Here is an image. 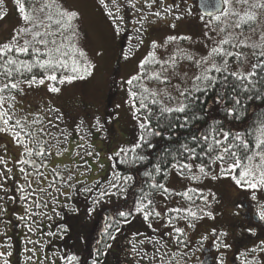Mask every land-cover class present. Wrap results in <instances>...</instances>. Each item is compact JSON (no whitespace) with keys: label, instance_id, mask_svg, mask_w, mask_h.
Masks as SVG:
<instances>
[{"label":"snow or ice","instance_id":"snow-or-ice-1","mask_svg":"<svg viewBox=\"0 0 264 264\" xmlns=\"http://www.w3.org/2000/svg\"><path fill=\"white\" fill-rule=\"evenodd\" d=\"M159 2L161 7L152 11L158 0H144L143 7H138L139 0H98L117 35L125 31L122 25L126 24L125 17L129 10L140 14L136 20L140 25L136 28L138 35L146 31L145 23H155L164 16H172L174 20L183 17L184 13L178 11L179 4L164 5L163 0ZM4 3L5 0H0V18L5 15L2 10ZM14 4L20 23L6 39L0 40V134L10 137L21 151L17 158L9 160L6 158L8 145H0V152L3 153L0 154V191L5 193L0 200L7 197L15 202L16 197L8 196L10 189L5 187L6 182L12 181L14 187L11 190L19 192V200L26 205L25 216L19 217L21 221L31 220L37 215L52 218L46 212H33V207L41 209L51 206L53 215L61 219L64 218L63 214L78 216L80 208L74 201L79 197H84L89 216L101 203H111L113 197L119 201L131 187L134 179L132 170L148 161V156L141 150L154 149L156 138L163 139L166 130L187 128L200 120H204L207 128L199 135H191L176 150L165 148L159 154L157 162L143 173L147 178V188L140 190L131 208L121 210L119 203L115 205L117 211L106 217L102 235L114 241L115 234L121 232V225L131 223L129 218L135 219L136 215L141 216L149 228H152L153 222L162 221L163 213L157 211L155 206L156 196L167 200L180 195L192 202L187 208L168 209L177 213L167 218L168 224L172 225V231L167 233L169 238L173 232L184 233L183 228L173 224L174 220L184 221L188 227L194 228L195 221L202 216L212 217L213 213L204 208L196 207L193 210L195 201L190 193L194 189L175 192L166 186L165 181L172 172L189 181L230 179L237 188L251 191V201L256 202L255 216L264 221V203L257 196V191L264 192V114L258 115L253 126L245 132L225 127V121H240L245 116V101H264V34L260 43L251 44L247 43L244 35L246 28L254 31L252 24L264 15V0H219L218 11L210 13V18L204 23V41L200 42L203 43L202 54L178 48L163 59L158 56L160 47L178 40H191V37L168 36L163 45L156 40L151 41L146 55L121 82L126 93L124 102L135 121L136 135L130 146L118 147L107 160L111 162L115 158L118 165H125L127 169L121 171L117 164H111L109 174L91 185L77 179V176L86 177L91 172L89 159L98 166V171L104 170L105 165L100 162V152L90 144H76L77 151L72 152V157H79L80 163L57 164L49 168L52 157L61 158L69 153L67 145L70 137L73 132L80 134L84 127L82 120L72 130L61 129L59 122L63 121V114L57 108L41 106L36 112L15 110L17 94H25V87L32 89L46 85L48 93L59 94L61 88L50 82L71 85L74 81H86L95 74L96 65L80 43L79 22L83 19L82 13L68 5L66 0H14ZM144 8L148 11H144ZM149 17L155 19L149 20ZM200 19L204 20V17ZM171 27L174 28L175 24ZM140 44H143L142 38L137 47ZM131 51L128 49L123 53L125 60ZM95 55L99 56L100 53ZM209 92L215 93L213 103L222 108V119L210 114L215 109L209 110L205 119L195 108V105L207 102L202 101L201 97H206ZM48 113L57 115L46 121L44 114ZM94 127L97 131H103L104 126L99 118ZM80 139L83 141L84 137ZM168 157H171V162ZM197 160L200 163H196ZM10 163L12 167H9ZM14 168H18L23 183L16 178ZM60 197L64 198L63 202ZM209 197L216 199L211 191L208 195L201 191L197 198L207 206ZM28 198H31V204L27 203ZM242 207V203L236 205L238 210ZM5 212L6 208L0 206V216ZM236 215H239V211ZM25 227L29 232L36 231L27 223ZM261 227L264 228V225ZM68 231L66 224H60L57 233L50 232L48 235L59 234L63 239V234ZM212 231L216 232L215 229ZM247 231L253 236L257 235L255 228H248ZM140 235L142 233H133L134 237ZM227 235L222 231L214 237V247L218 251L233 247L227 242ZM207 239V236L202 237V240ZM162 240L163 236L146 237L140 240V244L159 245L155 247V252L160 253L161 264H169L165 260L167 253H161V248L167 247V242L161 243ZM27 243L36 245L39 241L27 239ZM176 243L181 247L187 246V241L180 239ZM111 247L112 244H105V248ZM26 251L34 256L36 248H26ZM141 251L133 244L134 256L147 259V253L141 256ZM254 253L264 257V239L260 240L259 245L240 252L235 259L240 260V264H264V260L258 259ZM100 254L98 250L97 257ZM4 255L0 252V257ZM33 256L27 257V260L31 262ZM61 259L64 264H79L80 257L65 254ZM152 259L154 262L156 256ZM47 261L48 257L45 256L38 264H47ZM4 264L9 262L5 260ZM92 264H100L99 259H94ZM216 264H226L224 253H221Z\"/></svg>","mask_w":264,"mask_h":264},{"label":"rangeland","instance_id":"rangeland-1","mask_svg":"<svg viewBox=\"0 0 264 264\" xmlns=\"http://www.w3.org/2000/svg\"><path fill=\"white\" fill-rule=\"evenodd\" d=\"M66 3L82 13L83 19L79 22L80 43L88 53L89 58L96 65L95 74L86 81H74L71 85H59L56 82H50L61 88L59 94L48 93L46 85L33 87L32 89L25 87V94H17L15 110L23 109L25 112H36L39 111L41 106L44 108L49 106L57 108L63 114V121L59 122L61 129L66 128L72 130L82 120L84 127L81 129L80 134L77 135L73 132V135L70 137L69 144L67 145L69 147V153L61 158L52 157L49 168L57 164L74 165V163H80L79 157H72V152L77 151L76 144L78 142L90 144L100 152V162L105 165L104 170L98 171V166L89 159L92 168L91 172L86 177L78 175L77 179L85 180L87 184H90L105 174L108 168L109 161L107 157L109 154L115 151L119 145L132 143L135 139V121L132 120L128 105L124 102L126 100V93L125 87L122 86L121 82L128 77L140 59L146 55L152 40H156L159 44L163 45L168 36L191 37V40H178L169 43L166 47H160L157 52L158 56L163 59H167L178 48L202 54L204 49L203 43L200 42L204 41V23L210 16L201 14L196 5L189 0L176 1L174 3L170 0H163L164 5L179 4L180 8L178 11L184 13L183 17L179 20H174L172 16H164L156 20L155 23H145L144 28L146 31L138 35L136 28H139L140 25L136 23V20L139 19L140 14L130 10V14L132 15L131 32L127 34L128 41L126 43L123 42L122 47L121 40L123 39V32L119 35L115 33L98 0H66ZM143 6L144 0H139L138 7ZM160 7L161 4L158 0L157 5L153 7L152 11H156ZM2 10L5 15L3 18H0V40L6 39L20 23L14 0H5ZM144 11H148V9L144 8ZM201 16L204 17V20L200 19ZM152 19L155 18L149 17V20ZM172 24H175L174 28L171 27ZM252 29L254 31L245 29L244 35L247 37V43H260L261 36L264 34V15L252 24ZM141 38L143 39V44L137 47L139 39ZM128 49L132 51L129 58L125 60L123 53ZM245 51L251 50L245 49ZM97 52L100 53L99 56L95 55ZM183 63L186 67L187 62L185 61ZM173 83H176V81H173ZM150 86L154 87L155 85ZM118 105L119 107H117ZM44 115L47 121V119L53 118L57 113ZM97 118H99L101 124L104 126L103 131H97L94 127ZM54 131L56 130L54 129ZM1 135L3 136V134ZM81 136L84 137L83 141L80 139ZM3 137L4 139L0 137V144H7L9 147L6 158L9 160L17 158L21 149L11 142L10 137ZM12 166L10 163L9 167ZM14 172L16 173V178L20 179L21 183H23L22 178L19 176L18 168H14ZM166 186L175 192H183L188 188L194 189L195 191L190 193L195 201L193 210L199 207L213 213L212 217L202 216V218L196 220L194 228L188 227L184 221L178 219L173 221L176 227L183 228L184 232L190 237H195L202 231L211 233L213 229L224 230L230 227L231 218L235 216L233 214L234 202L238 197H242L241 200L250 203L251 206L256 205V202L251 201L250 190L245 191L237 188L228 178H221L217 181L210 179L189 181L178 177L175 172H172L166 180ZM201 191L204 195H208L209 191H211L215 194L216 199L213 200L209 197L208 205L205 206L197 198ZM15 193H17L19 198L20 193L14 191ZM3 194L5 195V193ZM257 196L259 201L264 203V192L257 191ZM63 199V197H60L61 202ZM29 200L31 201V198H28ZM155 202L157 211L163 213L162 221L153 222L152 228H149L147 224H141L143 226L141 230L142 235L132 236L129 240V246L135 244L138 251H140L139 247L143 245L153 246L154 249L155 247H159V245L154 246L153 243L147 242L143 245L140 244V240L146 237L149 238L146 236L148 229L157 230L156 232L158 234L161 230L164 233L172 230V225L168 224L167 218L176 216L177 213L169 212L168 209L187 208L192 203L180 195L172 196L167 200L156 196ZM27 203L30 204V202ZM20 206L25 208L24 203H20ZM49 208L51 207L41 209L33 208L32 211L46 212L48 214ZM41 218L43 217L37 215L32 219L39 221ZM45 218L48 217L45 216ZM156 232L154 233L155 235ZM155 235L150 238L156 237ZM174 236H176V240L181 239V234L174 233ZM47 240L48 238L44 237L40 240V243L46 244ZM35 241H38V239H35ZM30 254L33 253L30 252ZM141 256H143L142 252Z\"/></svg>","mask_w":264,"mask_h":264},{"label":"trees","instance_id":"trees-1","mask_svg":"<svg viewBox=\"0 0 264 264\" xmlns=\"http://www.w3.org/2000/svg\"><path fill=\"white\" fill-rule=\"evenodd\" d=\"M214 99V92H209L206 97L202 96L201 100H206L207 102L195 105L198 114L207 119L209 110L215 109V111H212L210 114L216 119H222L224 117V112L222 111V108L220 106L213 103ZM261 114H264V101H245V116L240 121H225V127L231 128L233 131L245 132L248 128L253 126V123L256 120L257 116ZM207 126L208 125L204 123V120H200L194 122L187 128L177 127L170 132L166 130L165 137L163 139L156 138V146L154 149L141 150L148 156V161H146L144 164L137 165L132 170L134 179L131 182V187L128 190L127 195L121 197L119 201H117V199L113 197L111 203H101L96 207L91 216L87 214V209L84 204V197H79L78 200L74 201L77 207L80 208V213L78 216L63 214L64 218L61 219L60 216L53 215L51 208H49L48 214L52 218L48 219L43 217L40 219L42 220L41 225H39L41 227V231H47L51 229L52 233H57L58 225L60 224H66L69 228V231L63 234V239H60L59 234L56 236L43 237H40V232L36 234V236H39L40 240L44 237L48 238L45 245L53 248L52 252L48 251V253L50 252L49 254H51L49 256L50 261L52 262L51 259H53V264H64L61 256L65 254L78 255L80 257L79 264H92V261L94 259H99L100 264H115L116 259L119 256H121L119 257V259L123 261L125 259L124 255L126 254V250L124 249V247L129 246V240L130 238H132L133 233H141V230L143 228L142 225H146V223L139 215H136L135 219L130 217L129 219L132 222L129 224L121 225V232L115 234L116 239L113 241L106 239L102 235L104 225L106 223V217H109L116 213L117 208L115 205L117 203L120 204L121 210H125L126 208H131L133 206V201L138 197L140 190L142 188H147V178L143 175L144 171L146 169H151L152 164H155L157 162L159 154L165 148L176 150L181 143L188 141L191 135H199V132L203 131L205 128H207ZM169 136L171 137L170 139L168 138ZM130 145L131 143H124L122 145H119L118 147ZM117 148L115 149V151L117 150ZM167 159L169 162H171V157H168ZM196 163H200V161L197 160ZM111 164H117V160L114 158L111 162H108V168L105 171V174L99 179H103L109 174ZM117 167L121 171H126L127 169V166L125 165L117 164ZM158 179L160 178L158 177ZM92 183H90L89 185H91ZM57 210L59 211L60 209L58 208ZM97 241H100V243L98 244ZM107 243L112 244V247L110 249L105 248V244ZM98 250L101 253L99 257H97ZM45 256L47 255L44 252L40 260L43 261Z\"/></svg>","mask_w":264,"mask_h":264},{"label":"flooded vegetation","instance_id":"flooded-vegetation-1","mask_svg":"<svg viewBox=\"0 0 264 264\" xmlns=\"http://www.w3.org/2000/svg\"><path fill=\"white\" fill-rule=\"evenodd\" d=\"M171 2L183 1V0H170ZM196 5L197 0H189ZM126 24L123 25L125 28L124 31V39L128 41V33L131 32V21L132 15L130 14V10L125 17ZM0 137L4 139V137L0 134ZM2 145V144H0ZM4 145V144H3ZM0 154H2L0 152ZM5 187L9 188L8 196H15V202L13 200L7 199L5 197L4 200H0V206H4L6 208V212L3 216H0V252L5 253L4 256L0 257V264H4V261L7 260L9 264H38L40 258L43 256L45 252L48 261L47 264H53L49 259L51 254L48 251H53V248L45 244L40 243L39 236H36L40 232V237L42 236H50L48 233H52V230L49 229L47 231H41V221L37 219H26L25 221H21L19 217L25 216L24 208L20 206V203H23L19 200L17 193L14 194L13 183L12 181H8L5 183ZM3 191H0V196H5ZM242 197H238L234 202V212L231 219L230 227L224 230L216 229V232L209 233L208 231L199 232L200 234L195 237H190L186 232L181 234L182 241H187L186 247H181V245L176 243V236H174V232L171 238L167 235L168 232L172 231H160L158 234L157 230L148 229L146 236L149 238L156 232V237L163 236L164 243L167 242L166 248H161V253H167L165 256V260L169 261V264H216L219 259L221 253H224V258L226 264H240V260L235 259V257L240 253L245 251L246 249L252 248L256 245H259L260 240L264 239V228L261 226L264 225V221H260L255 216L256 207L251 206L250 203L241 200ZM27 202L31 201L27 200ZM243 204L244 207L239 210L236 208L237 204ZM25 205V204H24ZM26 206V205H25ZM34 208V207H33ZM35 209V208H34ZM236 209V210H235ZM237 211H239V215H236ZM38 212V211H37ZM35 221V223H33ZM25 223L31 225L36 231L29 232L28 228L25 227ZM248 228H255L257 230V235L253 236L251 233L247 231ZM226 232L228 235L226 240L228 243L232 244L233 247L230 249H220L219 251L214 247V237L218 235L220 232ZM207 236V240H202V237ZM31 239L35 241L38 239L39 243L37 245H32L27 243V239ZM41 245L43 247L41 248ZM132 246H125L126 254L124 255V260L121 261L119 256L116 259L115 264H161L159 259L160 253H156L153 246L143 245L140 246L139 249L142 253H147V259H141L140 257L134 256L132 253ZM35 247L36 253L30 254L29 251H26V248L31 249ZM11 253V255H7ZM49 254V255H48ZM156 254H158L156 256ZM173 254H175L173 256ZM186 254V255H185ZM156 256V260L153 262V256ZM258 259L264 260V257L260 253H254ZM33 256L31 262L27 260V257ZM150 256V258H149ZM52 257V256H51ZM150 259V260H149ZM149 260V261H148Z\"/></svg>","mask_w":264,"mask_h":264},{"label":"water","instance_id":"water-1","mask_svg":"<svg viewBox=\"0 0 264 264\" xmlns=\"http://www.w3.org/2000/svg\"><path fill=\"white\" fill-rule=\"evenodd\" d=\"M219 0H197V7L199 11L209 16L210 13L214 14L218 11Z\"/></svg>","mask_w":264,"mask_h":264}]
</instances>
